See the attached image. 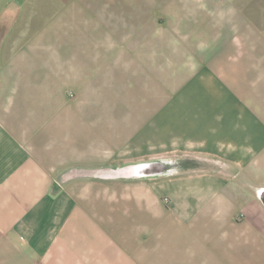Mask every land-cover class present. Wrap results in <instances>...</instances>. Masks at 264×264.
Here are the masks:
<instances>
[{
	"label": "crops",
	"instance_id": "1",
	"mask_svg": "<svg viewBox=\"0 0 264 264\" xmlns=\"http://www.w3.org/2000/svg\"><path fill=\"white\" fill-rule=\"evenodd\" d=\"M0 264H264V0H0Z\"/></svg>",
	"mask_w": 264,
	"mask_h": 264
},
{
	"label": "rangeland",
	"instance_id": "2",
	"mask_svg": "<svg viewBox=\"0 0 264 264\" xmlns=\"http://www.w3.org/2000/svg\"><path fill=\"white\" fill-rule=\"evenodd\" d=\"M133 68H138V67L137 66H133ZM140 68L142 69V70H140L142 73H147L146 72V67H140ZM131 72H132V66H129V65H126L125 67H123V66H121L119 64L113 65V63H107L104 66H102V73L104 75V80H103L104 82L106 80H108V78L109 79L111 78L110 75H113V76H122V75H125V74H130ZM146 81L147 80H143V82H146ZM123 83H125L124 84V87H126L125 85L128 84L127 82H123ZM130 87H131L130 90L133 91V92L129 93V95L131 97H128V96H125V97L124 96H120V97H118L119 98V102L121 104L124 103V102H126L125 99H127V97L129 98V100L130 99H133V98L134 99H138L136 97V95H134V92H135V94L139 95V97H140V93L139 92H136V91H138L139 88H141V87H139V85H137V84H133ZM128 115H129L128 113H124V115L122 116V119H118V121H121V120L122 121H126L127 120L126 117H128ZM157 147L158 146H156V151H159V149L161 151L162 148H157ZM177 153H178V151H173V150L170 151L171 156H173L174 154H177ZM155 156L157 157L159 155L156 153ZM160 156L162 157L163 154H160ZM188 164H192V166H194V167H200V168L205 166V162L204 161H200V160H196V161L195 160H191V161H188Z\"/></svg>",
	"mask_w": 264,
	"mask_h": 264
}]
</instances>
